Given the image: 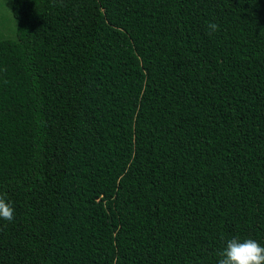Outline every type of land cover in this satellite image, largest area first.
I'll return each instance as SVG.
<instances>
[{
  "label": "trees",
  "instance_id": "trees-1",
  "mask_svg": "<svg viewBox=\"0 0 264 264\" xmlns=\"http://www.w3.org/2000/svg\"><path fill=\"white\" fill-rule=\"evenodd\" d=\"M10 12L0 264H218L230 239L264 247V0Z\"/></svg>",
  "mask_w": 264,
  "mask_h": 264
},
{
  "label": "clouds",
  "instance_id": "clouds-1",
  "mask_svg": "<svg viewBox=\"0 0 264 264\" xmlns=\"http://www.w3.org/2000/svg\"><path fill=\"white\" fill-rule=\"evenodd\" d=\"M218 27L217 24L210 23L208 25L209 34L215 32ZM13 218V208L3 196H0V219L12 221ZM220 256L222 259L218 260V264H264V247L252 239H245L241 242L233 238L227 241Z\"/></svg>",
  "mask_w": 264,
  "mask_h": 264
},
{
  "label": "rangeland",
  "instance_id": "rangeland-1",
  "mask_svg": "<svg viewBox=\"0 0 264 264\" xmlns=\"http://www.w3.org/2000/svg\"><path fill=\"white\" fill-rule=\"evenodd\" d=\"M12 0H0V39L11 37L15 24L10 12Z\"/></svg>",
  "mask_w": 264,
  "mask_h": 264
}]
</instances>
